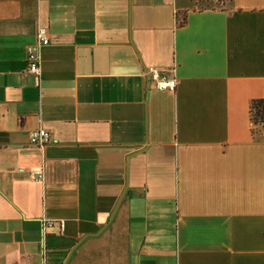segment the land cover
<instances>
[{
	"label": "crops",
	"instance_id": "obj_1",
	"mask_svg": "<svg viewBox=\"0 0 264 264\" xmlns=\"http://www.w3.org/2000/svg\"><path fill=\"white\" fill-rule=\"evenodd\" d=\"M258 99L264 0H0V264H264Z\"/></svg>",
	"mask_w": 264,
	"mask_h": 264
},
{
	"label": "built area",
	"instance_id": "obj_2",
	"mask_svg": "<svg viewBox=\"0 0 264 264\" xmlns=\"http://www.w3.org/2000/svg\"><path fill=\"white\" fill-rule=\"evenodd\" d=\"M49 44V39L46 33L41 30L38 34V40L36 45L28 48V66L29 72L33 75H40V61L38 55V48ZM175 74V69L172 70ZM146 76L149 80L156 82L158 90H175L178 85V79L176 76H168L166 70L150 67L146 70ZM30 142L32 145L44 147L50 142V135L43 129L34 130L30 134ZM41 175V174H38Z\"/></svg>",
	"mask_w": 264,
	"mask_h": 264
},
{
	"label": "trees",
	"instance_id": "obj_3",
	"mask_svg": "<svg viewBox=\"0 0 264 264\" xmlns=\"http://www.w3.org/2000/svg\"><path fill=\"white\" fill-rule=\"evenodd\" d=\"M250 117L254 126L253 133H257L260 129H264V99L253 100L250 105ZM51 258H56L57 253L48 254Z\"/></svg>",
	"mask_w": 264,
	"mask_h": 264
},
{
	"label": "rangeland",
	"instance_id": "obj_4",
	"mask_svg": "<svg viewBox=\"0 0 264 264\" xmlns=\"http://www.w3.org/2000/svg\"><path fill=\"white\" fill-rule=\"evenodd\" d=\"M221 2V1H220ZM218 5H217V7L220 5L219 3H217ZM220 7H222V5L220 6Z\"/></svg>",
	"mask_w": 264,
	"mask_h": 264
}]
</instances>
